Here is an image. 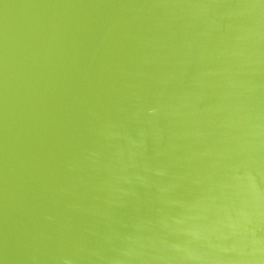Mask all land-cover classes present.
<instances>
[{
    "label": "water",
    "instance_id": "1",
    "mask_svg": "<svg viewBox=\"0 0 264 264\" xmlns=\"http://www.w3.org/2000/svg\"><path fill=\"white\" fill-rule=\"evenodd\" d=\"M0 264H264V0H0Z\"/></svg>",
    "mask_w": 264,
    "mask_h": 264
}]
</instances>
